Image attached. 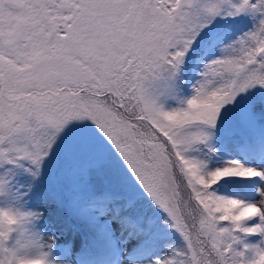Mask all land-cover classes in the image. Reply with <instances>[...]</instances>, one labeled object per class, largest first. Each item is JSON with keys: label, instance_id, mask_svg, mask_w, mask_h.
I'll return each mask as SVG.
<instances>
[{"label": "snow or ice", "instance_id": "6c2138e0", "mask_svg": "<svg viewBox=\"0 0 264 264\" xmlns=\"http://www.w3.org/2000/svg\"><path fill=\"white\" fill-rule=\"evenodd\" d=\"M69 137L167 214L153 264H264V0H0V264H52L24 198Z\"/></svg>", "mask_w": 264, "mask_h": 264}, {"label": "trees", "instance_id": "16d2710c", "mask_svg": "<svg viewBox=\"0 0 264 264\" xmlns=\"http://www.w3.org/2000/svg\"><path fill=\"white\" fill-rule=\"evenodd\" d=\"M62 148L44 166L42 176L35 182L25 201L52 203L47 210H41L43 216L39 221L53 223L61 238L59 241L49 240L42 234L39 225L31 230L37 233L49 253L52 264H62L57 255V246L70 248L72 255L79 264H111L116 253L111 237L105 229L97 228L96 222H85L86 212L93 208L105 212L110 219L118 220L121 238L129 236L135 245L130 252H140L145 264H153L157 256L168 252L167 245L180 243V237L171 228L167 214L164 211L155 212L153 205L139 188L123 182L121 177L111 172L102 178L93 174L96 168H91L89 179L81 190L72 187L70 173L75 164L65 157L69 148L62 143ZM84 157L79 156L82 160ZM78 159V160H79ZM105 165L100 164L98 166ZM78 177H84L82 174ZM77 179V178H76ZM20 192L26 189V178L21 176ZM71 194H77L84 211H77L70 199Z\"/></svg>", "mask_w": 264, "mask_h": 264}, {"label": "rangeland", "instance_id": "374dc122", "mask_svg": "<svg viewBox=\"0 0 264 264\" xmlns=\"http://www.w3.org/2000/svg\"><path fill=\"white\" fill-rule=\"evenodd\" d=\"M63 144L66 143V147L69 148L66 158L68 162L72 164H76L77 161H79V156L84 157V154L76 149L73 144V138L69 137L66 142H62ZM79 159V160H78ZM47 166V164L45 165ZM91 168H96V172L93 174H97L102 178L106 177L108 174L113 172L107 165H101V166H93L89 167L82 173V176L84 177H78V175H74L73 173H70V176L75 181L72 182V187L76 188L77 190H81L83 186H85V180L89 179V173ZM77 178V179H76ZM74 183V185H73ZM20 181L17 180L16 186L17 188L21 189ZM141 193H143L142 189L139 190ZM69 201H71L73 204L77 205V210L82 211L83 206L80 203V200H78L77 196L75 194H72L70 196ZM26 208L32 209L35 211H43L49 209V207L52 206V203H46V202H37V201H26ZM156 211H163L162 209H159L156 207ZM85 222H93L95 221L97 223V228H103L106 229V232L111 237L112 244L114 245V251L116 253V260L112 264H145V261L143 257L140 255V252H130L132 247L135 245V241H133L129 236H126V238H121L119 235V223L118 220L110 219L105 213L102 211H99L95 208H93L92 212L87 213L86 217L84 219ZM38 225L40 227V230L43 235H45L46 238L49 240L59 241L61 236L57 232L56 228L54 227L53 223H47L44 221H39ZM36 223H33L31 228L35 227ZM57 257L59 262H63V264H76V260L74 258V255H72V252L70 248L66 246H57Z\"/></svg>", "mask_w": 264, "mask_h": 264}]
</instances>
